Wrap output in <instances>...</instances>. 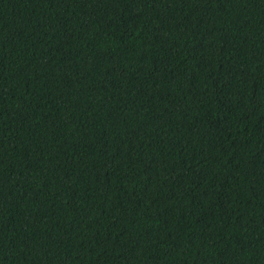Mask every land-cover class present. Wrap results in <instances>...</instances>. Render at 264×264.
I'll list each match as a JSON object with an SVG mask.
<instances>
[{
  "label": "trees",
  "instance_id": "16d2710c",
  "mask_svg": "<svg viewBox=\"0 0 264 264\" xmlns=\"http://www.w3.org/2000/svg\"><path fill=\"white\" fill-rule=\"evenodd\" d=\"M0 264H264V0H0Z\"/></svg>",
  "mask_w": 264,
  "mask_h": 264
}]
</instances>
